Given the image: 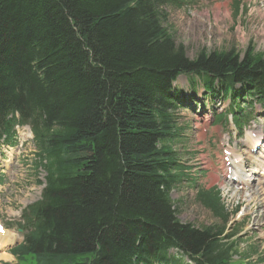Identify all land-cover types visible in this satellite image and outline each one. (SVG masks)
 <instances>
[{"label":"trees","instance_id":"obj_1","mask_svg":"<svg viewBox=\"0 0 264 264\" xmlns=\"http://www.w3.org/2000/svg\"><path fill=\"white\" fill-rule=\"evenodd\" d=\"M175 2L0 0V136L18 112L46 160L17 264L78 253L91 255L75 264H185L171 248L195 264H232L219 191L198 193L221 221L203 228L182 223L170 198L185 176L172 83L193 73L264 103V58L249 45L190 59L163 24Z\"/></svg>","mask_w":264,"mask_h":264},{"label":"rangeland","instance_id":"obj_2","mask_svg":"<svg viewBox=\"0 0 264 264\" xmlns=\"http://www.w3.org/2000/svg\"><path fill=\"white\" fill-rule=\"evenodd\" d=\"M167 27L177 44L183 45L189 58H193L201 49L227 51L235 49L243 52L249 44L264 57V0H183L178 6H165ZM194 83H192V81ZM174 86L177 90L190 94L193 102L180 105L175 111L176 125L181 128L174 149L179 154L180 162L190 168L188 178L171 191V198L177 208V217L182 222H189L198 227L218 225L219 220L210 210L196 199L198 189L216 186L221 190L222 202L228 211L236 210L231 217L227 231L233 230L238 240V251L253 246L257 256H264V182H255L252 189L239 192L225 187L223 177L212 168V162L219 165L220 146L218 141L223 136L235 133L232 124H212L213 116L224 113L229 108V99L221 94L204 93L203 86L194 76L182 75ZM239 88V86H237ZM211 95V96H209ZM196 103V105H194ZM201 104H205L203 110ZM242 103V108L250 111ZM259 106L255 109L258 111ZM212 114V116H210ZM264 129V128H263ZM231 134V135H230ZM242 153L243 149L238 147ZM33 147H28L20 161L12 165L6 176L7 191L0 198V218L9 220L11 214L40 197L41 186L35 182L42 178L24 161L33 159ZM243 154V153H242ZM245 161L247 154L244 153ZM257 159V158H254ZM248 173L259 172L260 166L255 160L246 161ZM34 165V162L32 163ZM259 180L258 175H255ZM41 180V179H40ZM264 180V179H263ZM21 238V235H19ZM90 253L71 254L64 257V263H81L90 257ZM256 255L249 262H253ZM186 259V258H185ZM236 259V257H234ZM12 262H15L12 259Z\"/></svg>","mask_w":264,"mask_h":264},{"label":"bare ground","instance_id":"obj_3","mask_svg":"<svg viewBox=\"0 0 264 264\" xmlns=\"http://www.w3.org/2000/svg\"><path fill=\"white\" fill-rule=\"evenodd\" d=\"M262 182H264V181H260V183H262ZM244 183H246V181H244ZM243 184V183H242ZM263 190H264V188H263ZM1 236V235H0Z\"/></svg>","mask_w":264,"mask_h":264}]
</instances>
